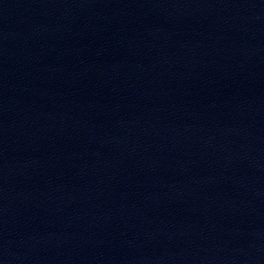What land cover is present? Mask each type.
Masks as SVG:
<instances>
[{
    "label": "water",
    "instance_id": "95a60500",
    "mask_svg": "<svg viewBox=\"0 0 264 264\" xmlns=\"http://www.w3.org/2000/svg\"><path fill=\"white\" fill-rule=\"evenodd\" d=\"M0 264H264V0H0Z\"/></svg>",
    "mask_w": 264,
    "mask_h": 264
}]
</instances>
